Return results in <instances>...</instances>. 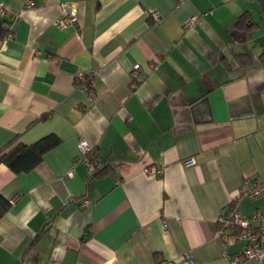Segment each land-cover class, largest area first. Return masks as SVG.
Listing matches in <instances>:
<instances>
[{
  "label": "crops",
  "instance_id": "1",
  "mask_svg": "<svg viewBox=\"0 0 264 264\" xmlns=\"http://www.w3.org/2000/svg\"><path fill=\"white\" fill-rule=\"evenodd\" d=\"M26 2L0 0V148L61 142L29 173L0 165V194L16 198L0 220V264H231L217 221L247 179L264 183L257 0ZM64 12L77 24L60 30ZM77 73L91 75L92 95ZM238 209L261 215L262 262L244 264H264V195Z\"/></svg>",
  "mask_w": 264,
  "mask_h": 264
},
{
  "label": "built area",
  "instance_id": "2",
  "mask_svg": "<svg viewBox=\"0 0 264 264\" xmlns=\"http://www.w3.org/2000/svg\"><path fill=\"white\" fill-rule=\"evenodd\" d=\"M34 5V0H27L25 3V8H30ZM0 16L2 18L9 17V14L4 9L0 8ZM152 19L158 21V16L153 13ZM195 19H191L187 23V27L193 26ZM77 24V19L64 12L55 22V25L60 30H67L71 27H74ZM10 37V35H7ZM139 69V65L134 66L133 75H135L136 70ZM75 84L77 87L92 95L93 79L91 75H86L84 73H77L75 76ZM79 149L82 155L85 157V164L89 174H93L103 166L97 161H90L87 156L93 149L85 142L80 141ZM185 166L194 165V159H188L183 163ZM264 195V183L260 182L257 179H247L242 187L239 189L236 197L229 202L226 207L223 209L222 214L220 215L217 223L218 228L215 232V237L218 238L223 245L224 255L228 257L231 264H244L245 261L251 260L257 263H261L263 259V251L261 248V239L263 236L262 228H255L252 222L256 219H260L261 215L256 214L254 216H245L239 209V201L246 198L249 200L256 199ZM16 198L10 200V203L13 204ZM233 247H237L238 252L233 255L226 253V250H229ZM182 264H194L193 260L190 257H184L180 260ZM155 264H176V261H165L158 259Z\"/></svg>",
  "mask_w": 264,
  "mask_h": 264
},
{
  "label": "trees",
  "instance_id": "3",
  "mask_svg": "<svg viewBox=\"0 0 264 264\" xmlns=\"http://www.w3.org/2000/svg\"><path fill=\"white\" fill-rule=\"evenodd\" d=\"M259 10L264 17V0H257ZM9 24L0 16V42L9 34V29L5 27ZM256 24L251 20L249 13L241 16L237 22V27L243 29L246 33L252 30ZM261 65L264 67V54L259 58ZM41 117L39 120H43ZM60 139L55 135H47L31 145H25L18 141L17 138L9 141L0 148V165L7 167L14 174H26L36 169L43 161L44 155L56 148L60 144ZM90 161L96 160L94 151L88 154ZM97 171L93 177H100L104 174L106 168ZM10 200H7L0 194V220L7 214L11 208ZM158 259L156 260L157 263Z\"/></svg>",
  "mask_w": 264,
  "mask_h": 264
}]
</instances>
